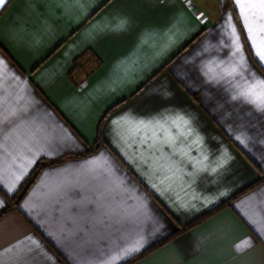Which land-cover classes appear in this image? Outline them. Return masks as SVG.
I'll return each instance as SVG.
<instances>
[{
    "label": "crops",
    "instance_id": "1",
    "mask_svg": "<svg viewBox=\"0 0 264 264\" xmlns=\"http://www.w3.org/2000/svg\"><path fill=\"white\" fill-rule=\"evenodd\" d=\"M262 16L233 0L0 6V264H122L264 175V112L204 74L264 78ZM121 246L139 251L113 261ZM130 264H264V181Z\"/></svg>",
    "mask_w": 264,
    "mask_h": 264
},
{
    "label": "snow or ice",
    "instance_id": "2",
    "mask_svg": "<svg viewBox=\"0 0 264 264\" xmlns=\"http://www.w3.org/2000/svg\"><path fill=\"white\" fill-rule=\"evenodd\" d=\"M7 2L8 0H0V6L5 5ZM233 3L238 9L245 8L250 10L252 7H259L262 11H264V0H258V4H251L249 3V0H233ZM261 19L264 20V16H262ZM245 30L248 31L247 27ZM249 41L251 42V37H249ZM240 51L241 49L238 47L236 51L232 53V55L237 56ZM256 55L260 64L264 66V48H261V50L257 52ZM237 67H242V65L236 64L234 62V65L224 67H221L220 64H216L214 67L205 66L204 74L208 77L210 82L226 80L227 78L232 77L233 80H230L229 83L236 81L234 87L237 89V95L243 98L247 103L255 106L257 110L264 112V78H260L259 81L256 82L255 80H252L251 75H249V80L251 83H240L238 80H236V78L242 77L243 73L237 72ZM115 251L116 255L111 257L113 261L127 258L129 255L139 251V247L133 246L126 248L121 246Z\"/></svg>",
    "mask_w": 264,
    "mask_h": 264
},
{
    "label": "trees",
    "instance_id": "3",
    "mask_svg": "<svg viewBox=\"0 0 264 264\" xmlns=\"http://www.w3.org/2000/svg\"><path fill=\"white\" fill-rule=\"evenodd\" d=\"M74 67V66H73ZM47 164V162H39L37 164V166L35 167L33 173L31 174L30 178L25 182V184L21 187V189L19 190V192L17 193V195H15L12 198H9V207H17L21 197L24 195V193L27 191L29 185L33 182V180L35 179V177L37 176V174L39 173V171ZM262 181H264V175H262L258 180H256L254 183H252L250 186L242 189L241 191L237 192L236 194H234L233 196H231L230 198L226 199L225 201L221 202L220 204L216 205L215 207L211 208L210 210L202 213L201 215L197 216L195 219H193L191 222L182 225L181 227H179L178 229H176L175 231H173L171 234L163 237L162 239H160L159 241L155 242L153 245H151L150 247H148L147 249H145L144 251H142L141 253L129 258L128 260H126L125 262H123L122 264H130L131 262L137 261L138 259H140L141 257L145 256L146 254H148L150 251L154 250L155 248L167 243L168 241H170L174 236H176L179 233H182L184 231L189 230L191 227L203 222L204 220H206L207 218L211 217L212 215H214L217 211H219L220 209L227 207L231 204V201L236 198L237 196H239L241 193L245 192L246 190L258 185L259 183H261Z\"/></svg>",
    "mask_w": 264,
    "mask_h": 264
}]
</instances>
